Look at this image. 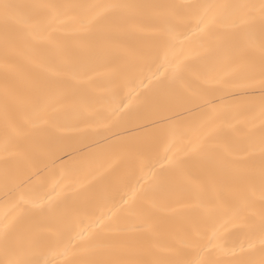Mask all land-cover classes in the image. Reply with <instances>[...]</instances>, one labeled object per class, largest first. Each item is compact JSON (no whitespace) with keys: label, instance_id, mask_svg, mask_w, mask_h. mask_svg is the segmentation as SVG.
<instances>
[{"label":"bare ground","instance_id":"1","mask_svg":"<svg viewBox=\"0 0 264 264\" xmlns=\"http://www.w3.org/2000/svg\"><path fill=\"white\" fill-rule=\"evenodd\" d=\"M262 4L0 0V264H264Z\"/></svg>","mask_w":264,"mask_h":264},{"label":"snow or ice","instance_id":"2","mask_svg":"<svg viewBox=\"0 0 264 264\" xmlns=\"http://www.w3.org/2000/svg\"><path fill=\"white\" fill-rule=\"evenodd\" d=\"M13 7H15V6L14 5H10V4H3L2 5V8H3L4 13H5V16L8 15L9 10L12 9ZM108 7H121V6H119V5H110ZM206 7H208L209 9H212V8L244 9V8H250V7H253V6H249V5H208ZM260 8H261L262 13H264V4H262L260 6ZM96 18L97 17L94 16V17H92V20L94 21ZM89 22H92V21H89ZM175 71L176 72L180 71L179 65L176 66ZM261 232L264 233V214H262V217H261ZM261 243L264 244V238H262Z\"/></svg>","mask_w":264,"mask_h":264}]
</instances>
